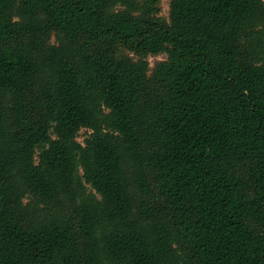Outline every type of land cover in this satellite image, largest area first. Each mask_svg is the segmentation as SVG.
<instances>
[{
  "label": "trees",
  "instance_id": "1",
  "mask_svg": "<svg viewBox=\"0 0 264 264\" xmlns=\"http://www.w3.org/2000/svg\"><path fill=\"white\" fill-rule=\"evenodd\" d=\"M161 14L0 0V264H264V0Z\"/></svg>",
  "mask_w": 264,
  "mask_h": 264
},
{
  "label": "rangeland",
  "instance_id": "2",
  "mask_svg": "<svg viewBox=\"0 0 264 264\" xmlns=\"http://www.w3.org/2000/svg\"><path fill=\"white\" fill-rule=\"evenodd\" d=\"M170 2L171 0H162V14L161 15L165 19H168V16H169ZM165 58H166L165 56L151 57L150 58L151 65L153 66L157 61H162ZM85 137H86V131H82L80 134V137L78 138V141L80 143H83ZM4 195L7 198L9 206H12L15 203L14 192L12 190L4 188ZM25 250H27V248H25ZM31 251L33 254L38 255L37 249H33Z\"/></svg>",
  "mask_w": 264,
  "mask_h": 264
}]
</instances>
